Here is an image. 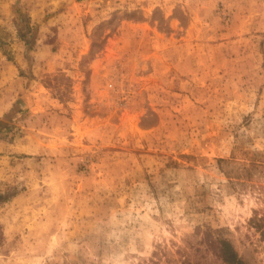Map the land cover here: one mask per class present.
<instances>
[{
	"label": "rangeland",
	"instance_id": "obj_1",
	"mask_svg": "<svg viewBox=\"0 0 264 264\" xmlns=\"http://www.w3.org/2000/svg\"><path fill=\"white\" fill-rule=\"evenodd\" d=\"M264 264V0H0V264Z\"/></svg>",
	"mask_w": 264,
	"mask_h": 264
},
{
	"label": "trees",
	"instance_id": "obj_2",
	"mask_svg": "<svg viewBox=\"0 0 264 264\" xmlns=\"http://www.w3.org/2000/svg\"><path fill=\"white\" fill-rule=\"evenodd\" d=\"M220 256L226 264H243L233 246L227 241L221 242Z\"/></svg>",
	"mask_w": 264,
	"mask_h": 264
}]
</instances>
